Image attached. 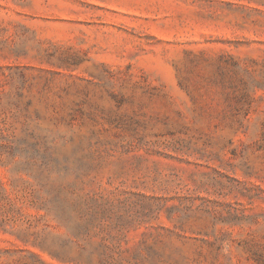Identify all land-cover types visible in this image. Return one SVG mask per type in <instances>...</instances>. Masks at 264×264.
<instances>
[{
  "label": "rangeland",
  "instance_id": "rangeland-1",
  "mask_svg": "<svg viewBox=\"0 0 264 264\" xmlns=\"http://www.w3.org/2000/svg\"><path fill=\"white\" fill-rule=\"evenodd\" d=\"M0 264H264V0H0Z\"/></svg>",
  "mask_w": 264,
  "mask_h": 264
}]
</instances>
